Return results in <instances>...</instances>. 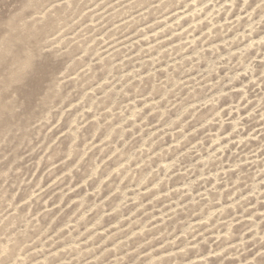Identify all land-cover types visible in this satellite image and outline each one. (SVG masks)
<instances>
[{
    "label": "rangeland",
    "instance_id": "obj_1",
    "mask_svg": "<svg viewBox=\"0 0 264 264\" xmlns=\"http://www.w3.org/2000/svg\"><path fill=\"white\" fill-rule=\"evenodd\" d=\"M264 0H0V264H261Z\"/></svg>",
    "mask_w": 264,
    "mask_h": 264
},
{
    "label": "snow or ice",
    "instance_id": "obj_2",
    "mask_svg": "<svg viewBox=\"0 0 264 264\" xmlns=\"http://www.w3.org/2000/svg\"><path fill=\"white\" fill-rule=\"evenodd\" d=\"M261 264H264V261H261Z\"/></svg>",
    "mask_w": 264,
    "mask_h": 264
}]
</instances>
